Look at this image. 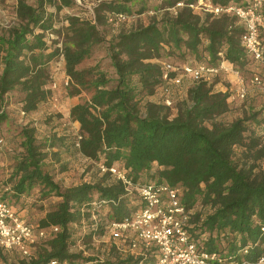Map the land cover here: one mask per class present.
<instances>
[{"label":"trees","instance_id":"obj_1","mask_svg":"<svg viewBox=\"0 0 264 264\" xmlns=\"http://www.w3.org/2000/svg\"><path fill=\"white\" fill-rule=\"evenodd\" d=\"M148 1L104 0L99 4L100 18L69 16L59 48L48 44L46 38L47 32L60 33L53 28L47 6L60 10L76 1L35 0L29 4L18 0L17 22L8 27L6 35H0V123L6 119L3 98L14 89L23 93L21 114L32 112L48 101L53 83L49 64L59 55L64 62L63 73L69 78L66 86L70 85L73 93L86 87L92 90L89 99L69 109L68 118L79 124V136L71 141L66 142L67 138L62 137L38 139L33 128L21 129L22 153L8 180H3L10 189L6 197L11 192L22 195L39 185L43 197L54 193L60 202L37 224L57 226L58 231L51 239L40 242L35 256L18 264H48L52 260L69 264L75 261L152 264L156 257L155 253H148L136 258L100 261L81 258L70 251L77 229L87 228L89 238L103 235L108 223L121 221L138 208L139 197L126 192L122 182L114 178L105 183H81L61 190L42 169V161L48 156L57 157L59 149L64 147L97 160L106 168L125 169L134 183H164L180 189L181 204L190 211L188 231L192 238L224 261L255 262L264 254V172H256L255 164L264 157L261 134L264 117L258 118L259 114L255 113L229 123L219 120L229 110L228 93L215 91L206 81L194 82L187 90V100L178 105L174 117H169L168 107L163 103L149 101L144 111L138 105L141 93L153 95L162 85L161 66L152 60L164 52L171 55L179 51L210 65L224 60L251 76L255 66L242 44L244 28L237 16H215L207 12L202 18L184 6L175 15L118 32L107 42L116 74L112 86L103 72L91 75V69L77 68L104 41L99 21L100 25L103 21L113 25L109 22L112 15H134V6L142 13L149 9ZM159 1L167 11L166 8L178 2L188 5L199 0ZM203 1L223 7L247 5L246 0ZM260 13L263 20L260 39L264 44V3ZM237 149L242 155L241 161L235 160ZM152 169L155 170L150 179H140L142 173ZM198 200L210 208L209 212L194 211ZM218 243L225 245L219 247Z\"/></svg>","mask_w":264,"mask_h":264},{"label":"rangeland","instance_id":"obj_2","mask_svg":"<svg viewBox=\"0 0 264 264\" xmlns=\"http://www.w3.org/2000/svg\"><path fill=\"white\" fill-rule=\"evenodd\" d=\"M18 0H0V35H6L8 27H11L17 22L15 18V9ZM29 4H33L35 0H26ZM76 1V0H75ZM104 0H79L71 7H64L58 10L55 6H47V12L51 14L53 28L60 30L58 35L47 32L46 38L48 44L56 45L61 48L62 41L64 40V28L68 24V17L71 15H77L84 19L95 20L102 12L99 10L100 3ZM149 9L142 13H138L137 6L133 7V14L130 15L128 21L111 25L103 21L98 28L102 33L104 41L96 45L90 54V56L84 59L77 68L79 69H91V75H95L97 72H103L110 80L109 86L115 83L116 74L111 65L110 56L107 51V42L118 32L127 31L132 28H136L140 25H145L152 19L159 20L162 16L171 15L170 12L161 8V2L159 0H149ZM167 12V13H166ZM195 14L204 16L205 12L200 6L193 11ZM62 56L55 58L49 64V71L52 74L53 83L51 86L52 96L47 102L42 103L36 110L21 114L23 93L14 89L7 93L3 98V110L6 114V119L0 123V136L5 140L4 147L0 150V176L4 181H7L12 168L16 163V160L22 153V147L20 141L22 138L21 129L23 127H29L34 129L35 137L38 139L62 137L67 138L66 142L76 138L78 131L74 129L72 122L69 118V109L80 102L89 99L91 94L90 88L80 89L79 93H73L72 87L66 86V78L64 75V66L62 65ZM152 62L158 63L162 66L163 62H169L173 66H182L184 64H195L206 62L205 60H197L193 56L187 54H180L179 51H175L171 55L166 52L161 53L158 59H153ZM63 66V67H62ZM2 70V63L0 59V73ZM243 73V74H242ZM242 81L246 88V96L243 100L234 98L229 100L230 95H234L237 90L242 86L240 83L234 85L229 81L223 79L225 75L220 74L218 77L212 78L211 82H208L212 87L218 83L221 84L223 91L228 93L229 110L219 117V120L229 123L234 119L242 116H249L251 114H259L258 118L264 117V92L254 87L250 82L249 72L242 71ZM186 78V77H185ZM183 78V79H185ZM179 85H169L168 93L164 94V90L159 87L153 95H146L141 93L138 96V105L141 111H144L146 104L150 101L156 104L163 103V96L168 97L171 104L166 110L169 117H174L178 105L187 100V90L194 84L190 78L183 80ZM185 81L189 83H184ZM69 83V82H68ZM188 84V85H187ZM66 86V87H65ZM183 87V88H182ZM188 88L186 90V88ZM214 88V87H213ZM215 90V89H214ZM264 145V139H263ZM57 150L56 147L53 149ZM57 157L48 156L42 161V169L47 172L52 180L56 182L61 190L68 187L78 185L81 183H105L109 181L112 176L107 172H104L100 168V162L97 160L87 159L71 148H60ZM242 155L240 150H236L235 160L241 161ZM256 172H264V157L257 160ZM155 169L150 172L142 173L140 179H150L151 174ZM142 177V178H141ZM39 185H34L26 193L15 196L12 192L8 194V199L11 203L22 212L25 218L34 224H38L39 220L44 215L55 208L60 202V197L51 193V195L43 197L40 191ZM195 210L200 211L202 214L209 212V207L204 205L201 200L195 203ZM88 229H77L75 243L71 246L70 251L75 254H79L81 258H100L107 259L109 261L117 259V257L124 258L123 255H119L116 251L109 249L111 241L108 235L98 234L93 238H89ZM85 236V237H82ZM224 241V240H221ZM40 244V243H39ZM38 244V245H39ZM219 244V243H218ZM38 245L31 250V256H35ZM225 244H219V247ZM108 247V248H107ZM110 250V251H109ZM39 251V250H38ZM20 260H25L22 255L16 251H4L0 253V264H18Z\"/></svg>","mask_w":264,"mask_h":264},{"label":"built area","instance_id":"obj_3","mask_svg":"<svg viewBox=\"0 0 264 264\" xmlns=\"http://www.w3.org/2000/svg\"><path fill=\"white\" fill-rule=\"evenodd\" d=\"M247 5L230 4L228 6H214L209 1L199 0L194 4L185 5L178 2L174 6L166 8L175 15L178 9L187 6L194 11L200 6L205 12L215 16L222 14L237 16L243 24L244 32L242 44L254 67L250 76L251 84L264 92V44L260 39V27L263 25L260 10L264 0H246ZM79 3V0H76ZM129 16L118 13L109 18V22L117 25L128 21ZM162 85L164 94L168 93L169 85H179L183 78L193 81L211 82L222 72L231 70L240 80L242 86L229 100L234 98L243 100L246 96V88L243 85L242 74L226 61L218 65H210L207 62L196 64H184L173 66L169 62H163L161 66ZM69 78H66V84ZM163 104L167 107L171 102L164 97ZM24 114V112H22ZM264 137V125L261 127ZM5 140L0 136V150L4 147ZM102 171L107 172L112 178L120 180L125 191L135 193L139 197L138 208L124 217L121 221L110 222L105 226V232L111 241L109 249L116 251L124 258L128 256H146L155 253L152 264H264V254L255 262L246 260L224 261L216 252H210L199 246L188 231V217L190 211H186L180 201V189L167 184L134 183L127 171L118 166L106 168L100 165ZM0 176V253L4 251H16L24 259L31 258L33 250L40 242L51 239L58 231L57 226L39 227L24 217L22 212L6 197L9 191ZM108 248V247H107ZM110 251V250H109ZM246 252V250H245ZM104 258H100L102 261ZM48 264H69L52 260ZM71 264H93L75 261Z\"/></svg>","mask_w":264,"mask_h":264},{"label":"crops","instance_id":"obj_4","mask_svg":"<svg viewBox=\"0 0 264 264\" xmlns=\"http://www.w3.org/2000/svg\"><path fill=\"white\" fill-rule=\"evenodd\" d=\"M62 65L64 66V62L62 63ZM62 66V67H63ZM222 75H225L224 77H223V79L225 78V80H227V81H229L231 84H234V85H236V84H238V86L237 87H239V85H240V80H239V77L234 73V72H232L231 70H227L226 72H222L221 73ZM186 80H187V78H185ZM185 79H183V80H185ZM187 81H185L184 83H186ZM187 83H189V82H187ZM188 85V84H187ZM180 86L181 85H179V86H176V87H179L180 88ZM214 88L213 89H215V91H223L224 89L222 88V86H221V84L220 83H218V84H216V85H214L213 86ZM183 88V87H182ZM186 88V87H185ZM188 88H186V90H187ZM72 125H73V127H74V129L76 130V132L79 130V124L77 123V122H72Z\"/></svg>","mask_w":264,"mask_h":264}]
</instances>
